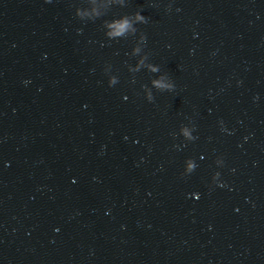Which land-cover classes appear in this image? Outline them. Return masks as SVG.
I'll return each instance as SVG.
<instances>
[{
    "label": "water",
    "instance_id": "1",
    "mask_svg": "<svg viewBox=\"0 0 264 264\" xmlns=\"http://www.w3.org/2000/svg\"><path fill=\"white\" fill-rule=\"evenodd\" d=\"M0 264H264V0H0Z\"/></svg>",
    "mask_w": 264,
    "mask_h": 264
}]
</instances>
